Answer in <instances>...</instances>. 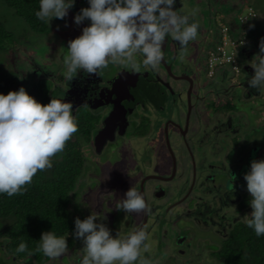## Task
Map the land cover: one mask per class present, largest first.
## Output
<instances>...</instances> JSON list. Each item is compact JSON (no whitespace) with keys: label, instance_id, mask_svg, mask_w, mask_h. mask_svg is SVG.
I'll return each instance as SVG.
<instances>
[{"label":"clouds","instance_id":"clouds-1","mask_svg":"<svg viewBox=\"0 0 264 264\" xmlns=\"http://www.w3.org/2000/svg\"><path fill=\"white\" fill-rule=\"evenodd\" d=\"M174 3L175 0H87L88 6L82 7L73 16L76 24L87 19L90 23L82 28L80 35L68 41V54L63 61L65 80H71L81 69L89 74L98 73L110 63L136 68L137 56L142 58L140 63L143 66L155 68L164 59L162 44L166 35L177 41L182 50L187 48L198 37L200 26L194 19L196 10L180 12L172 7ZM73 4L74 0H38L35 16L48 24L54 17H66ZM251 10L249 8V12ZM232 12L229 10L218 16L221 18ZM209 18H212V11ZM226 28L220 27L219 35L207 49L205 74L215 77L219 72L216 69L221 67L223 70L224 66L235 72L231 64L225 63L215 66L209 74V52L215 50L227 36L236 43L234 50L238 71L240 55L250 56L251 52L259 49L250 60L254 74L247 83L260 90L264 87V39L258 42L252 37H236ZM226 48L231 49L230 46ZM71 109L72 104L62 99L51 98L48 103L41 104L23 86L6 94L0 93V194L9 197L21 194L26 191V185L32 183L38 170L52 167L51 158L62 152L66 141L78 131ZM243 178L251 207L244 223L259 237L264 235V159L250 161L249 170ZM115 207L126 213L142 212L147 215L151 211L134 186L125 191ZM97 217L92 212L84 219H74L73 236L83 242V256L79 264H149L142 256V249H148L145 228L126 234L117 232L113 237L109 229L97 221ZM35 251L42 252L49 259H56L67 251L66 236L44 231ZM15 252H27L28 256L33 254L23 241ZM30 263L34 264V261Z\"/></svg>","mask_w":264,"mask_h":264},{"label":"rangeland","instance_id":"rangeland-1","mask_svg":"<svg viewBox=\"0 0 264 264\" xmlns=\"http://www.w3.org/2000/svg\"><path fill=\"white\" fill-rule=\"evenodd\" d=\"M194 0H184V9L183 12H191L190 7L193 8V2ZM196 1V0H195ZM197 8L204 5L205 9L202 8L199 10L198 14H202L203 18L205 17V20H201V18L198 16L196 12V16L194 19L199 23V25L202 23L205 24V26H200L201 31H198V34L203 32V34L206 35V30L210 28L215 27V21L214 19H217L219 21L218 14L225 13L230 10L232 12L233 10H236L239 8L240 12H243L246 14L248 12L249 6L254 8L257 16L256 20H262L264 22V0H197ZM88 5H80L78 0H74V4L71 8L68 9L70 14L68 13L65 19L68 24H65L66 21L62 20H56L52 19L50 20V31L48 33H44L42 35H33V33L28 29L27 25L24 23V21L14 14L13 10L10 8L0 7V16L3 15V20L5 22L6 27L11 31L12 38L9 40L8 45H6L4 50H0V84L3 82L5 77H12L14 78V82L17 83V74L19 76L20 83L23 85V83L28 84V77L31 74V69L33 72V75L35 76V79L42 78L43 76H46L47 74H50L54 77L52 79L50 77V80L52 82L51 90H56L55 92L58 93V88L63 87L66 83L65 77L63 73L66 71L63 61L64 58L68 54V41L75 38L76 36L81 34V30L83 27L87 26L90 21L87 19L86 21H82L80 24H76L73 21V17L71 14H76L80 11L82 7H87ZM215 9L214 13L212 14L213 22L209 24V16H210V9ZM237 7V8H236ZM177 9V7H175ZM233 13V12H232ZM255 21V20H254ZM219 24V22H218ZM255 24V23H254ZM264 24V23H263ZM217 26V25H216ZM206 28V29H205ZM220 29V24L219 27ZM263 29V28H261ZM260 27L258 28V31L256 34H260L261 30ZM210 37V36H209ZM263 37L259 36V39ZM229 48V46H227ZM49 64V66H48ZM246 65V61L240 62V72L232 73V71L229 69L228 66H224V74H216L214 79H216L217 83L219 81H225L230 82L231 80L234 82H237L236 85L240 84L241 82L246 81L247 70L244 69ZM250 65V63H249ZM48 66V67H47ZM47 67L48 69H43ZM118 67H121L122 69L129 70V67L125 64H108L107 67L101 68L98 70V74L101 78H105L109 73H111L113 70L117 69ZM251 67V65H250ZM58 69V72H57ZM221 67L217 68L216 71L220 70ZM51 70V72H50ZM254 70V69H253ZM81 71V72H79ZM250 76L254 73V71H250ZM58 74H57V73ZM47 73V74H46ZM84 74V71L78 70L77 75ZM246 75V76H245ZM61 76V80H56L57 77ZM38 77V78H36ZM23 79V81H22ZM225 79V80H224ZM55 84V85H54ZM25 86V85H24ZM23 86V87H24ZM56 87V88H55ZM228 87V86H227ZM249 90V96H246L244 92V86H243V92H242V86L230 87V89L227 90V92H221L219 93V99L218 101L220 104H222L224 101L229 102V106H232V109L228 108V110H234L235 112H229L221 110L222 112H214L215 108H220L221 105L215 106L213 104V101L210 99L205 100L204 103L207 104V109L210 112L209 118L211 119L210 123H208L205 126H212L211 130L207 128H201L196 127L192 133L188 136V144L189 146L194 150L199 152V157L202 155L201 159L199 161L205 160V164L209 165V163L212 162V159H214L213 163L216 164V167L218 168L216 171H212V175L215 180V188L210 185V191L209 193H213V195L205 196L207 189H205V192L202 191L203 186L206 184V181H212L210 178L203 179V174H198V180L200 179V182H197V185H202L201 189L199 190L200 195H195L199 198V202L203 206V202H206L209 198H212L214 196V191H216L219 188V191L215 193H220L221 196L225 194V191H228L230 189V178H234L237 174L240 175L239 179L241 183L238 186L234 187V191H228L230 193H226L224 197V201H228L231 204V208L237 207V203L239 199L247 193L246 190V181L244 180V174L249 170L246 166L247 162H250L254 159H264V87H262L260 90L258 88H251L249 85L247 86ZM235 89V92L232 94L230 98L229 91L231 89ZM26 90V88H24ZM253 90V92H252ZM251 92V93H250ZM28 93V92H27ZM227 96H225L226 94ZM227 97V98H225ZM61 99V97H58ZM55 98V99H58ZM150 102V101H149ZM205 104V105H206ZM218 104V103H216ZM170 108H171V102H170ZM164 109L168 110V104L166 107L164 106ZM74 110V109H72ZM87 111L92 113V109L89 107H82L78 109V112L83 113V115H86ZM176 111H174V114ZM233 114V115H232ZM205 115V113H204ZM234 115L240 116L241 122L239 123L234 122ZM94 121H98L97 117L95 116V113H93ZM218 118H227L228 125L224 126L222 123L213 122L212 118L214 117ZM237 119V118H236ZM238 120V119H237ZM213 122V123H212ZM233 122V123H232ZM248 122V123H247ZM143 121L141 124V127L143 125ZM246 124V126L244 125ZM234 126V132L237 135L232 140H228L226 138V134L224 133H218L214 131L217 127L222 131H230V129H233ZM238 125V126H237ZM147 126V125H146ZM171 132L169 134L171 138V144H173L174 139L176 135H178V132H174L169 130ZM210 132L211 135L214 136L215 143L214 146L212 145V142L210 140L204 139V133ZM233 132V130H232ZM149 133V132H148ZM133 132H131L130 135H128L130 138L132 137ZM128 138V137H126ZM198 140H201L204 142V146L198 145ZM137 142V140H135ZM140 142L143 143V147H148V150L144 153V159L141 160V164L137 163L136 167L134 168L133 172H129L128 175H124L125 173H120L119 175H116L115 173H112L110 170V167L107 162H111V159L113 158V153H116L115 144L110 142L105 147L104 152L101 156L94 155L92 153L91 148L92 144L90 143L87 146H84L83 153L85 155L86 162L85 165H87L88 170L85 171V174L81 175L77 183L74 187V189L70 192L71 196V202L69 204V210L71 212V216L73 219L80 218L84 219L87 215H89L92 212H95V214L98 216L97 221L99 223L104 224L110 232V235L115 237L117 232L121 234H126L127 231L132 230L129 229L130 227H135V225L140 223L142 218V212L141 213H126L124 210L115 218V212L116 207L115 204L118 202V200L122 199L124 197L125 191L130 187L128 186V181L132 179L133 176L137 174L138 179L137 181L131 185L136 187L138 190H140L137 186V183L141 179V175L147 172L152 173V171L156 168L160 173H163L166 171L167 173H170L171 170V157L169 156V153L166 151L164 152V146L162 142H157L156 144H153L152 142H148L146 144L145 141L141 140ZM135 143V142H134ZM133 143V144H134ZM146 144V145H145ZM190 148V149H191ZM176 151V159L178 162V168L177 173L173 180L162 183L161 187L164 188L166 195L168 197V194H171V196L168 199H172L174 197H177V195H180L184 189L181 185L183 181L189 182L191 179V165L185 160L184 152L185 148L179 149L175 148ZM196 149V150H195ZM156 150L158 153H156ZM192 150V151H193ZM133 152L136 153L134 150ZM133 152H126L128 156V161L125 165L122 167L124 169H129V162H131V155H134ZM216 154V158L212 157L213 153ZM156 153V154H155ZM166 153V154H165ZM194 154V152H193ZM61 155V152L55 154L51 159L53 158H59ZM187 155V154H186ZM211 156V158H210ZM226 156V159L223 158ZM98 157H100L101 160L98 161ZM198 160V158H196ZM246 160V163L241 162ZM209 162V163H208ZM112 163V162H111ZM245 164V166H243ZM90 165V166H89ZM113 165V163H112ZM193 165V164H192ZM250 167V163L248 164ZM209 167V166H208ZM193 173V171H192ZM133 174V175H132ZM210 174V173H209ZM230 177H228V175ZM197 180V181H198ZM95 183L96 185H93L94 187H90L91 183ZM101 182V183H100ZM155 182H153L151 179L146 181V189L154 190ZM189 183H187L186 186H188ZM220 185L222 187H220ZM207 188V187H205ZM149 191V190H148ZM234 192V193H233ZM232 193V195H231ZM147 197L148 206L150 203V206L153 205V209H151L152 216L150 219L157 220L159 225H157V229H154V233L156 234V239H151L150 242L147 244L148 249L147 251H144L142 249V256L143 258L147 259L149 264L154 262L155 264H183L186 258L192 259L191 264H212L211 262H215V260H210V256L207 254V252L204 251L202 248V242L200 241L201 236H205L201 233L200 230L207 229L209 226H206L204 223V220L200 217L204 216V208H201L198 210L199 205H195L193 201L190 203L182 204L180 206H173V208L170 210L169 213L165 212L164 204L168 202L167 198H164V196H157L155 194L151 195V199ZM163 205V206H160ZM217 207V205H216ZM191 210H187V209ZM159 212L157 213V211ZM215 209L212 206H209L208 208ZM157 210V211H156ZM208 210V211H209ZM197 214V216H191V214ZM251 210H247V213L245 216L241 215V220H244L247 217V214H250ZM157 213V216H156ZM207 218L209 216L207 215ZM212 221L217 222L218 221V215L212 214L211 215ZM121 221L119 223V220ZM175 220L177 221L176 227L169 228L165 227L168 225V220ZM197 219H200L199 226H194V239H188L192 242V248L189 250V247L185 244L180 246L185 250L184 254H179L178 252L174 253V246L175 248H179V245L177 244L176 240H170V244L168 247V239L171 236L175 234V231L177 230L179 233V229L181 230V227H184L188 224L194 225L193 222L197 221ZM155 223V221H154ZM203 224V225H202ZM202 225V226H201ZM217 225L221 226L220 221H218ZM233 226V221L228 223V225L223 227L224 231L219 232V236H213L209 234L208 236L211 237L213 242H210L214 245H210L209 247L213 250H216L218 245L220 244V241L222 238H224L227 235V230L229 227L231 228ZM178 228V229H177ZM199 230H198V229ZM148 232V230L146 229ZM151 231V229H150ZM149 231V233H150ZM163 233H166V237L163 236ZM177 233V235L179 234ZM153 236V235H152ZM74 241V243H73ZM67 242V251L61 255L60 257L56 259L50 258L45 264H79V260L83 256V242L82 239L77 238L75 236H71L70 239H66ZM147 243V242H146ZM207 254V255H206ZM179 257L183 258V262L179 259ZM186 257V258H184ZM3 258L7 261H5V264H28L30 261L27 259L23 261H19V259H14L12 257H9V255H4ZM26 259V258H25ZM35 264V263H34Z\"/></svg>","mask_w":264,"mask_h":264},{"label":"flooded vegetation","instance_id":"flooded-vegetation-1","mask_svg":"<svg viewBox=\"0 0 264 264\" xmlns=\"http://www.w3.org/2000/svg\"><path fill=\"white\" fill-rule=\"evenodd\" d=\"M193 2V8L191 6L190 10H196L198 14L199 10L202 8L203 13V9H205L204 5L199 7V9L197 8V0H194ZM172 7L174 9L177 7V11L183 12L184 0H175V3ZM198 16L201 18V20L206 21L205 17L202 19V14H198ZM212 22L213 19L209 18V24ZM218 22L220 27H224L220 20H215V27L213 29H207L206 35L203 34V32L198 34L197 39L193 42H190L187 48L183 50L178 45L177 41L166 35L162 44L164 59L155 68L143 66V64L140 63L142 58L137 56L138 67L136 68L129 67L128 65L127 66L129 67V70L118 67L109 73L105 78H101L96 73L89 74L84 72L82 75H77V71L76 75L71 80L66 81L65 85L62 87V91L64 93L62 94L61 99L70 102L72 104V109L77 110L82 107H89L92 109V113H95V116L98 119L89 140L85 142L82 147L91 143L92 153H94V155L101 156L109 142L110 144L108 146H110L111 143L115 144L114 146L116 148V153H113V158L111 159L113 165L111 162H107L112 173H115L116 175L125 173L124 175L126 176L130 171H134L137 163L141 164V160L145 158L144 153L148 150V147H143V143L140 142L141 140L145 141L146 144L148 142H152L153 144H156L158 141L162 142L164 146L163 148L165 149L164 152L166 151L169 153V156L171 157L170 173H167L166 171L160 173L155 168L152 173H143L141 175V179L137 183V186L140 189L139 191L141 192L142 179L145 176L150 177L143 183L144 193L150 199L152 198L150 196L153 194L157 196H164V198L167 199L171 196V194H168L167 197L164 188L161 187V184L173 180L177 173L176 171L178 168V162L176 159V153L174 152V150L176 151L175 148H185V160L191 165V179L189 182L187 181V183H189L188 186H186V181L182 182L181 185L183 186L184 190L179 193L180 195H177V197L172 199H168V202H166L164 206L160 205L164 207L165 212L167 213L170 212L173 206H180L184 203L188 204L191 201H193L195 205L200 204L198 203L200 197L195 195V193L200 195L199 190L202 187L200 184L197 185V182L201 183L200 179L198 180V174H203V179L206 177V180L209 178L212 180L206 181L202 191L205 192V189H207L205 196L213 195V193H209L208 191H210L209 184H211L214 188L216 186L212 171H216L218 168L216 167V164L213 163L214 159H212L211 163L208 162L209 165L205 164V160L199 161L202 155L199 157V152L194 151L192 149L193 147L191 148L188 144V136L196 129V127H201L202 129L207 128L209 130L212 128V126H205L211 121L209 118L210 112L207 109L208 106L206 103H204L205 100L210 99L213 101L215 106L221 105L220 108L216 107L214 112H222L220 109L223 107V105H225L226 101H224L222 104H220L218 101L220 91L224 93L227 92L230 87L236 88V86H242L243 92L244 86L243 93H245L246 96H249V90L247 89L248 87L246 83H244V85L242 83L236 85L237 82L232 80L231 82H227V84L225 81H219L217 83L214 77H209L205 74L207 49L211 46V43L215 37H217L220 33ZM199 26L204 27L205 24L202 25L201 23ZM198 31H201V28H199ZM234 92L235 89H231L229 91L228 98H230ZM227 95L228 94L225 96ZM167 104L169 109L165 110L164 106L166 107ZM174 111H176L175 114ZM228 111L235 112L234 110ZM234 118V122L241 125L240 116L234 115ZM212 120L213 122L222 123L224 126L229 124L227 118H218L215 116L212 118ZM142 121L144 123L141 127ZM244 125L246 126V124ZM234 126L235 125H233L232 129L233 132L231 129L230 131H222L218 127L212 132L215 133L216 131V134L224 133L226 134L225 137L228 138V140H232L237 136L235 134L236 132H234ZM143 130H145V132L140 133ZM169 130L178 132L173 144H171V138L169 136L171 132H169ZM131 132H133V138L128 136L131 134ZM204 139L210 140L214 146L216 138H214L210 132L204 133ZM135 140H137V142ZM197 144L204 146V142L201 140H198ZM134 150L136 153L133 152ZM125 151L135 153L134 155L130 156L131 162H129V169H124L122 167L128 161V156L125 154ZM156 153H158L157 150ZM212 157L216 158V154L213 153ZM196 158H198V160ZM223 158L226 159V156ZM86 159L87 158L85 157L84 171L80 174V176L85 174V171L89 168H87V165H85ZM99 160H101L100 157H98V161ZM246 160L248 159H245L244 161L241 160V162L246 163ZM249 163L250 162L246 163L248 169ZM173 166H175L174 170ZM243 166H245V164ZM227 175L230 177L229 174ZM239 176L240 175L237 174L233 179L230 178V189L228 191H234V187L241 183ZM137 179L138 176L136 174L130 181H128V186L131 187V185H133ZM150 179L156 184L154 186V190H151L150 188L148 191L146 189V181ZM93 185L96 184L93 182L90 184V187H94ZM220 187L222 186L220 185ZM217 191H219V188L214 191V196L212 198H209L206 202H203V206L200 204L198 208V210L201 208L205 209L204 216L200 218L204 220L206 226H209L207 229L202 228V230H200L201 233L205 235L200 237V241L202 242V248L210 256V260H215V254L213 253L218 251L220 244H217L218 247L216 250L211 249L209 246L214 244L210 243L213 242V240L208 235L211 234L213 236H219L220 230L224 231V226L228 225V223L231 221H233L234 225L236 222L241 220L240 216L243 215V212L239 211L237 207L233 208L232 210L231 204L233 203L224 201L225 194L230 192L225 191V194L221 196L219 193L220 191L215 193ZM209 206H212L215 209L209 210ZM149 207L153 209V205L150 206V203ZM187 210L189 211L191 209L189 208ZM121 212L122 209H116L115 218ZM158 212L159 210L157 213ZM212 214L218 215L217 219L220 221L221 226L217 225L218 221H212ZM207 215L209 218H207ZM144 216L145 215L143 213L140 223H137L133 228L130 227L129 229L132 230L127 231V233L141 227L147 229L148 240L146 242L148 244L151 239H156L154 229H157L159 222L156 219H150L152 216L151 211L147 214L145 221ZM191 216H197V214H193L192 212ZM167 220L168 225L165 226L166 228L176 227L177 221L173 219ZM199 220L200 219H197V221L193 222L194 225L188 224L185 226V228L181 227V230L179 229V231L184 233H179L176 230L175 234L173 235L174 230L172 231V234H170L171 236H169L170 238L168 239V247L170 240L178 239L176 242L179 245V248H175L177 245L174 246V253L178 252L179 254H184L185 250L180 246H182L185 241V244L189 247V250L192 248V242L188 239L195 238L194 226L200 225L199 222L201 221ZM120 221L121 219L116 223H119ZM225 228H228V230L230 229L229 227ZM177 233L179 234L177 235ZM166 235V233H163L164 237H166ZM179 259L183 262V258L179 257ZM191 261L192 259L186 258L183 264H191ZM215 262L218 261L215 260ZM211 263L217 264L214 262ZM151 264L155 263L152 262Z\"/></svg>","mask_w":264,"mask_h":264},{"label":"trees","instance_id":"trees-1","mask_svg":"<svg viewBox=\"0 0 264 264\" xmlns=\"http://www.w3.org/2000/svg\"><path fill=\"white\" fill-rule=\"evenodd\" d=\"M78 2L80 5H85L87 0H78ZM0 7L12 9L14 14L24 21L33 35H42L50 31L51 22L49 21L47 24L46 21H40L35 16V12L38 10V0H0ZM249 8L252 9L250 12ZM249 8L246 14L237 8L233 10V13H227L219 18L222 25L225 26L221 28L227 27L226 29L230 34L236 37L248 39L252 37L259 42L264 39V22L261 19L256 20L255 9L250 6ZM214 10L212 7L213 12ZM68 13L70 14L69 11ZM71 16L73 17L74 14ZM2 17L3 15L0 16V50H4L13 37ZM52 19L66 21L55 17ZM215 20L217 21V19ZM65 24L68 22L66 21ZM259 27L260 29L263 28L261 33H254V31H258ZM259 36L263 38L259 39ZM253 47L257 48L258 46ZM258 52L259 49L251 52L250 56L240 55L242 58L239 59V67L240 62L246 61L244 69L247 70L248 75L246 81L241 82L243 85L246 83L248 86L247 81L254 74L250 76L248 70L251 72L254 70L249 63H251L250 60L253 55ZM47 67L43 69L47 70ZM218 73L223 75L224 71L220 69ZM232 73L234 72L232 71ZM29 76L31 77H28V84L23 83V85L20 84L22 82L18 74V84L14 82V78L5 77L0 84V93L6 94L9 90L14 91L25 85L26 92L41 104L48 103L51 98L61 97L64 93L59 85L57 86L58 93L55 92L56 90H51L50 77L52 79L54 77L50 74L35 79L37 74L34 76L31 69ZM60 78L61 76L57 77L56 80L59 81ZM228 104L229 102H226L220 110L232 109V106ZM71 111L77 122L78 131L66 141L60 157L51 159L52 167L43 171L38 170L32 178V183L26 185V191L21 194L12 197L0 194V264H5L7 261L3 258L6 254L14 259H19V261L26 258V260L34 261L37 264H45L49 258L44 256L42 252L35 251L39 244L40 234L44 231H52L58 236H66V239H70L74 235V219L68 207L72 200L70 192L84 171L85 155L82 146L89 140L97 122L94 121L93 113L89 111L86 115L78 112V109H71ZM144 132L145 130L140 133ZM249 200L250 195L247 192L238 201L237 209L243 212V216L246 215L247 210H251ZM244 220L236 222L228 230L227 235L220 241L218 251L213 253L215 254L214 259L219 264H264V235L257 237L253 229L246 226ZM22 241L26 242L28 250L32 251L33 254L28 256L27 252H15V248Z\"/></svg>","mask_w":264,"mask_h":264},{"label":"built area","instance_id":"built-area-1","mask_svg":"<svg viewBox=\"0 0 264 264\" xmlns=\"http://www.w3.org/2000/svg\"><path fill=\"white\" fill-rule=\"evenodd\" d=\"M226 46H230L231 49H227ZM235 47V41L228 38L227 36H224L223 42L218 45L215 50L209 52V74H212V69L215 66L225 63L231 64L232 70L238 72V65L235 59Z\"/></svg>","mask_w":264,"mask_h":264},{"label":"water","instance_id":"water-1","mask_svg":"<svg viewBox=\"0 0 264 264\" xmlns=\"http://www.w3.org/2000/svg\"><path fill=\"white\" fill-rule=\"evenodd\" d=\"M174 169H175V166H173V170H174ZM148 178H150V177H149V176H146L145 178H143V179H142V185H141V194L143 195L145 201H146V195H145V193H144L143 183H144L145 180L148 179ZM146 203H147V201H146ZM146 217H147V215L144 216V221L146 220ZM144 221H143V223H144Z\"/></svg>","mask_w":264,"mask_h":264},{"label":"crops","instance_id":"crops-1","mask_svg":"<svg viewBox=\"0 0 264 264\" xmlns=\"http://www.w3.org/2000/svg\"><path fill=\"white\" fill-rule=\"evenodd\" d=\"M212 11V10H211ZM214 12L212 11V14H213ZM256 44H258L257 42H256Z\"/></svg>","mask_w":264,"mask_h":264}]
</instances>
